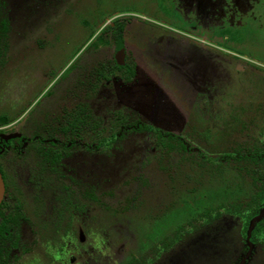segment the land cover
Wrapping results in <instances>:
<instances>
[{
    "label": "flooded vegetation",
    "instance_id": "af4514ba",
    "mask_svg": "<svg viewBox=\"0 0 264 264\" xmlns=\"http://www.w3.org/2000/svg\"><path fill=\"white\" fill-rule=\"evenodd\" d=\"M176 1L183 3V0ZM207 1L212 7L222 9V13L226 10L224 18L231 22L229 32L223 33L217 27L219 25L205 18L203 4H191L189 11L186 6H182L179 12L183 15L182 19L196 21L201 27L203 21L209 29L217 27L219 31L215 38L219 43L214 41L207 44L192 34L189 38L192 42L205 44L210 50L228 54L231 59L227 62L231 64H220L227 71L233 67V72L230 79L224 77L220 89L212 99L209 97L206 100L205 107L202 110L198 108L197 120H193L190 129H185L184 134L177 135L145 125L136 116L126 112L108 118L96 117L99 120L98 126L89 119L82 125L76 122V114L91 113L89 101L100 95L103 87L114 82L128 84L137 76V63L128 58L125 43L120 48L118 42L113 40L112 30L106 34V42H97V49L101 50L102 55L105 52L107 55L93 63L84 62L80 67L82 69H79L80 74L71 76L65 97L56 113L48 115L39 123L31 124L30 128L21 117L10 120L0 116V174L4 183L0 201V227L7 225L5 237L0 236V264H22L25 258H34L39 254L53 264H77L81 257L64 251L68 237L81 243L80 246L89 242L95 244H90L88 255L97 248L104 252L105 244L110 241L91 238V226L85 231L83 244L80 241L82 224L95 223V219L102 213L124 217L125 213L132 212L134 216L142 215V220L148 222L166 220L162 224L168 231L148 240L151 242L148 253L154 244L170 236L178 227H186L185 235L193 227L215 220L218 212L224 211L226 207L249 200L255 191L251 176L236 169L239 155L248 154L236 151V138L242 142L247 140L251 145L249 137L240 134L241 129L247 128L246 131L256 133L263 140L264 153V66L240 57L230 48L246 41L255 46H264V0ZM3 6L4 0H0V23L7 24L10 35V23L1 12ZM120 22L127 25L129 20L124 17L103 20L96 25L94 37L98 40L109 26L115 27ZM261 36L263 42L257 40ZM110 46L117 53L115 57L109 58ZM225 46H228L230 52L222 50ZM9 50L10 37L7 58L0 69V76L8 64ZM239 61L244 65V70L235 64ZM147 127L151 130L148 131ZM93 128L95 132H92ZM160 133L163 138H160ZM131 134H140L147 145L144 157L135 160L147 163V169L141 174L134 172V165H131L127 175H118L119 186L108 192H98L101 182L93 184L92 178L103 181L105 176L96 178L91 171H81L76 163L80 159L78 155L96 152L114 157L116 150H122L123 140ZM169 136L180 141L179 152L169 153ZM199 163L204 164L203 167ZM257 168L264 176V165ZM117 193L124 199H117ZM143 193H149V204L145 207V201L141 199ZM111 196L112 203L109 204L106 200ZM150 205H159V214L155 215ZM261 205L264 209V198ZM208 210L210 213L202 217V213ZM193 217L197 218L193 220L194 225H188ZM178 218L180 222L176 220ZM167 221L173 227L166 226ZM249 240L251 242V237ZM116 247L118 252L114 256V263L117 259V264H126L131 257L139 258L146 254L136 255L134 251L138 247L131 250L122 242H117ZM54 255L57 260L52 259ZM95 262L97 264V260L93 264Z\"/></svg>",
    "mask_w": 264,
    "mask_h": 264
},
{
    "label": "rangeland",
    "instance_id": "374dc122",
    "mask_svg": "<svg viewBox=\"0 0 264 264\" xmlns=\"http://www.w3.org/2000/svg\"><path fill=\"white\" fill-rule=\"evenodd\" d=\"M180 3L182 1L176 0H4L1 12L10 23L11 33L8 64L0 76V116L10 120L21 117L30 128L31 124L56 113L71 76L80 74L84 62L93 63L107 55L97 49L98 40L93 35L97 31L96 25L109 17H124L129 20L125 48L128 58L137 63V76L128 84L114 82L103 87L101 94L89 101L93 113L96 117L108 118L126 112L145 125L184 134L193 120H197L198 108L202 110L207 99H212L224 77L230 79L233 67L227 71L223 65V70L220 63L227 61L221 60L216 50L190 40L192 34L210 44L216 41L219 30L229 32L231 22L224 18L226 10L222 13V9L212 7L207 0H183ZM191 4H203L205 18L220 29H209L204 21L201 27L196 21L182 19L179 11L182 6L191 10ZM257 40L263 42V36ZM230 49L240 57L264 66L263 45L255 46L246 41ZM222 50L230 52L228 46ZM116 55L114 47L110 46L109 58ZM235 64L244 70L242 62ZM198 120L201 121L199 117ZM121 145L122 150H116L114 157L96 152L78 155L80 159L76 163L81 171H91L96 178L105 176L103 181L92 178L93 184L101 182L98 192H108L119 186L118 175H127L131 165H134V172L141 174L147 169V163H141L142 160L135 162L138 157H144L147 149L140 134H131ZM148 194L141 196L144 207L149 204ZM116 196L124 199L119 193ZM112 198L109 197L107 203L111 204ZM150 207L155 215L159 214V205ZM142 219V215L134 216L132 212L125 213L124 217L102 213L95 219L96 224L93 221L91 225L82 224L80 241L83 244V237L92 227L91 238L110 241L105 244L106 251L97 248L88 255L93 243L80 246L81 243L70 237L66 239L64 251L81 257L77 264H93L95 260L97 264H117V259L114 263L117 242L131 250L138 247L134 251L136 255L146 253L151 245L148 240L168 230L162 224L166 220L148 222ZM176 220L181 221L180 218ZM166 226L173 227L169 221ZM241 230L242 223L237 217L223 218L191 238L193 246L185 245L175 254L168 255L165 264H264V250L247 242L249 237L243 244ZM54 258L57 260L56 255ZM187 259H191V263ZM22 264L53 262L39 254L25 258Z\"/></svg>",
    "mask_w": 264,
    "mask_h": 264
},
{
    "label": "trees",
    "instance_id": "16d2710c",
    "mask_svg": "<svg viewBox=\"0 0 264 264\" xmlns=\"http://www.w3.org/2000/svg\"><path fill=\"white\" fill-rule=\"evenodd\" d=\"M129 23L126 25L124 22H120L116 24L115 27L109 26L107 30L103 32L98 37V42H106V34L112 30L113 32V40L118 42L119 47H122V44L125 43V35L128 30ZM95 33V32H94ZM93 33V35H94ZM9 28L7 24L4 22L0 23V69L4 64L7 58L8 45H9ZM125 47V45H124ZM219 58L221 60L228 61L231 57L228 54L218 52ZM222 63V61H221ZM87 119L90 120L92 124H96L98 126L99 120L96 118V115L93 113V110L90 114H76V122H80L81 125L84 122H87ZM2 120V119H0ZM95 126V127H96ZM247 128H243L240 130V134L243 133L245 136L249 137L251 141V145L245 141H241L236 138L237 148L236 151L240 154L241 152H245L247 156H241L236 159V169L237 171H245L247 174L251 176L252 184L254 187V193L251 194L248 201L237 202L236 205L226 207L224 211H219L218 214L214 217L215 220L211 221L209 224H204L200 227H193L191 230H188L185 235L186 227L180 226L178 227L170 236L164 238L162 241L154 244L150 252L141 255L139 258L131 257L130 260L126 264H165L168 255L175 254L180 249L184 248V246L190 241L191 238L195 237L200 231L204 228L213 226L216 222L220 221L223 218L228 217H237L238 221L242 223L241 230V241L242 243H246L248 237L253 244H256L258 247L261 246L263 249V232H264V215L261 219L257 220L254 224V228L250 232V236L248 234L249 228L251 226L252 220L258 216L263 210V205H261V201L264 198V176L263 173H260V170L257 168L260 165H264V153H263V140L261 141L260 137L253 133L252 131H246ZM140 130H144L140 128ZM147 130L150 131L151 128L147 127ZM96 129L93 128L92 132H95ZM67 132V131H66ZM260 136V135H259ZM160 138H163L162 133H160ZM170 142H168V146L170 149L169 153L179 152L180 151V141L173 136H169ZM184 147V146H183ZM183 147L182 150H183ZM203 167L204 164H200ZM262 182V183H261ZM261 183V184H260ZM223 205L220 206L222 208ZM210 211H204L202 213V217H206ZM193 220H197L196 217L192 218V221L189 222L188 225H194ZM14 221V220H13ZM6 224L0 227V236L5 237ZM248 239L247 242H250ZM243 250H247V246L243 248ZM96 264V262H95Z\"/></svg>",
    "mask_w": 264,
    "mask_h": 264
},
{
    "label": "water",
    "instance_id": "95a60500",
    "mask_svg": "<svg viewBox=\"0 0 264 264\" xmlns=\"http://www.w3.org/2000/svg\"><path fill=\"white\" fill-rule=\"evenodd\" d=\"M3 193H4V183H3V180H2V177H1V174H0V201H1V199H2V196H3ZM263 215H264V209L261 211V213L258 215V216H256L253 220H252V222H251V226H250V228H249V231H248V234H249V236H250V232H251V230L254 228V224H255V222L257 221V220H259V219H261L262 217H263ZM192 245L193 246V243L192 242H189V243H187L186 245ZM195 245H196V243H195ZM194 247H196V246H194ZM195 258V257H194ZM196 259V258H195ZM184 260V259H183ZM187 262H190L191 263V259H187Z\"/></svg>",
    "mask_w": 264,
    "mask_h": 264
}]
</instances>
